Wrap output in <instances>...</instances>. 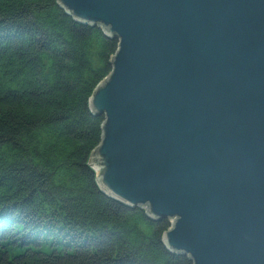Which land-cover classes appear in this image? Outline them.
Segmentation results:
<instances>
[{"label": "water", "instance_id": "1", "mask_svg": "<svg viewBox=\"0 0 264 264\" xmlns=\"http://www.w3.org/2000/svg\"><path fill=\"white\" fill-rule=\"evenodd\" d=\"M118 40L92 89L96 188L193 264H264V0H55Z\"/></svg>", "mask_w": 264, "mask_h": 264}, {"label": "trees", "instance_id": "2", "mask_svg": "<svg viewBox=\"0 0 264 264\" xmlns=\"http://www.w3.org/2000/svg\"><path fill=\"white\" fill-rule=\"evenodd\" d=\"M118 40L55 0H0V264H193L84 166L103 115L87 97Z\"/></svg>", "mask_w": 264, "mask_h": 264}, {"label": "rangeland", "instance_id": "3", "mask_svg": "<svg viewBox=\"0 0 264 264\" xmlns=\"http://www.w3.org/2000/svg\"><path fill=\"white\" fill-rule=\"evenodd\" d=\"M113 54H114V53H113ZM168 221H169V226H170V225H171V224H170V220H168Z\"/></svg>", "mask_w": 264, "mask_h": 264}]
</instances>
